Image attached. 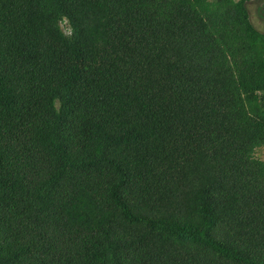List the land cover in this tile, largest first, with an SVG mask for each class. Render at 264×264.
Masks as SVG:
<instances>
[{"label": "trees", "instance_id": "obj_1", "mask_svg": "<svg viewBox=\"0 0 264 264\" xmlns=\"http://www.w3.org/2000/svg\"><path fill=\"white\" fill-rule=\"evenodd\" d=\"M247 1L0 0V264H264Z\"/></svg>", "mask_w": 264, "mask_h": 264}, {"label": "rangeland", "instance_id": "obj_2", "mask_svg": "<svg viewBox=\"0 0 264 264\" xmlns=\"http://www.w3.org/2000/svg\"><path fill=\"white\" fill-rule=\"evenodd\" d=\"M246 7L254 28L264 33V0H248ZM61 25L63 30L68 33L66 22H62ZM255 156L264 160V144L256 148Z\"/></svg>", "mask_w": 264, "mask_h": 264}]
</instances>
